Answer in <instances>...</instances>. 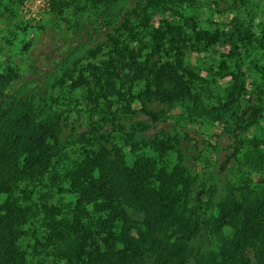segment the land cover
Segmentation results:
<instances>
[{
	"label": "trees",
	"instance_id": "trees-1",
	"mask_svg": "<svg viewBox=\"0 0 264 264\" xmlns=\"http://www.w3.org/2000/svg\"><path fill=\"white\" fill-rule=\"evenodd\" d=\"M115 1L88 0V5L108 26ZM172 3L147 0L141 11L150 55L171 58L135 75L144 81L142 95L150 100L191 97L201 78L185 65L187 50L201 51L220 41L219 32L200 29L196 20L181 14L156 26L162 10L175 11ZM113 46L118 55L136 57L122 40ZM115 63L112 56L88 65L90 96L93 85L108 97L119 78ZM37 84L11 64L0 77V264H29L30 256L42 253L54 264H264V188L213 202L211 187L204 184L193 197L187 169L171 159L176 138L156 137L148 146L152 155L128 164L119 150L82 135L75 143L77 160L62 166L67 146L61 119L54 99ZM97 114L109 122V114ZM37 187H48L60 198L42 202ZM34 224L40 233L33 231L36 240L30 245Z\"/></svg>",
	"mask_w": 264,
	"mask_h": 264
},
{
	"label": "rangeland",
	"instance_id": "rangeland-1",
	"mask_svg": "<svg viewBox=\"0 0 264 264\" xmlns=\"http://www.w3.org/2000/svg\"><path fill=\"white\" fill-rule=\"evenodd\" d=\"M171 1L178 13L162 10L155 17L156 26L181 14L196 20L200 29L220 33L217 44L187 50L185 65L201 79L184 101L147 99L142 95L144 81L135 78L151 63L171 60L164 54L152 57L146 48L148 35L140 20L147 0H116L115 17L108 26L88 0H0V77L11 64L54 99L61 140L67 146L62 166L77 160L75 143L82 135L113 152L119 150L128 164L137 156L152 155L148 146L156 137L176 138L171 159L187 169L193 197L204 184L211 187L213 202L246 189L260 191L264 188V0ZM114 40L135 50L136 57L118 55ZM112 56L119 78L107 98L90 85L91 97L88 65H100ZM99 112L109 114L108 123L100 120ZM36 191L42 202L48 199L53 204L60 198L48 187ZM33 231L36 236L40 233L38 224L29 229L30 245L36 240ZM205 237V233L198 236V242ZM53 262L44 253L29 257V264Z\"/></svg>",
	"mask_w": 264,
	"mask_h": 264
}]
</instances>
